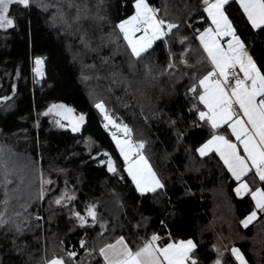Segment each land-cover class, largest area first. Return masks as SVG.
Listing matches in <instances>:
<instances>
[{
    "label": "trees",
    "instance_id": "trees-1",
    "mask_svg": "<svg viewBox=\"0 0 264 264\" xmlns=\"http://www.w3.org/2000/svg\"><path fill=\"white\" fill-rule=\"evenodd\" d=\"M133 2L30 0L28 7H10L15 26L0 30V212L6 221L0 224V264H44L53 254L65 264H103L98 249L105 243L124 237L135 250L154 233L160 246L193 240L198 264H214L218 253L221 264H237L233 247L248 264H264V212L241 225L254 209L251 195H236L237 182L214 152L201 157L195 151L212 134L197 115L203 105L188 92L194 76L211 70L196 39L209 23L202 0H147L177 27L140 60L115 28L133 13ZM53 4L64 10V20L53 19L56 10L46 7ZM225 12L264 72V26L253 29L235 0ZM170 53L175 67L165 71ZM38 56L44 74L34 84L30 66ZM97 102L133 130V140L145 141L144 155L164 188L136 191ZM52 104L83 115L79 130L63 121L59 126L47 111ZM218 133L227 135L226 126ZM42 179L49 181L43 199ZM246 182L251 190L264 188L254 173ZM63 192L74 199L55 204ZM88 203L96 205V222L88 218L81 226L72 210L83 215Z\"/></svg>",
    "mask_w": 264,
    "mask_h": 264
},
{
    "label": "snow or ice",
    "instance_id": "snow-or-ice-1",
    "mask_svg": "<svg viewBox=\"0 0 264 264\" xmlns=\"http://www.w3.org/2000/svg\"><path fill=\"white\" fill-rule=\"evenodd\" d=\"M228 2L229 0H202L203 11L207 14L209 23L203 31L197 30L196 39L206 54L211 70L198 78L194 76L195 82L188 92L194 95L200 105H203V110L197 109V115L212 130L210 138L195 151L201 157L214 152L237 182V186L233 189L236 195L243 196L245 193L251 195L254 209L240 221L241 225L247 227L256 219L257 210L264 212V188L255 187V190H251L246 182V177L252 174L253 170L255 177L264 182V72L257 67L226 14L225 5ZM235 2L239 4L253 29L264 26V0H235ZM14 4L28 7L30 0H0V29L6 30L15 26V20L9 14L10 7ZM46 7L56 10L53 19L58 17L64 20L65 13L59 4ZM68 7H73V4L69 2ZM75 7L77 13L73 21L78 22L81 18V6ZM84 7L86 9L87 6ZM132 7L133 13L121 19L115 28L122 35L130 56L140 60L152 48L154 41L166 37L177 25L159 17V10L151 6L147 0H134ZM99 18L103 19V17ZM182 40L186 41V38ZM187 51L189 50L185 49V52ZM172 60L173 56L170 53L165 71L175 67ZM180 62L186 63L183 53L180 54ZM43 68V58L36 57L32 71L38 78L43 76ZM145 69L151 71L147 64ZM197 92L198 96H196ZM95 107L100 109L104 116L105 128L111 125L115 129L110 135L123 158L124 171L131 177L136 191L143 195L164 188L160 177L144 155L145 141L133 140V130L127 124L113 120L102 102H97ZM47 111H55L58 116L69 120L73 131H78L79 124L84 120L83 115L73 117L71 115L73 109L63 104L49 105ZM57 124L63 127L59 120ZM221 126H226L230 130L231 136L235 138L234 141L226 135L218 134ZM104 155L108 157L106 161L108 171L115 173L117 169L111 156L108 153ZM7 174L6 170L5 175ZM47 183L49 181L41 180L42 187L39 193L41 199L44 197L43 185ZM72 199H74L73 196L63 192L54 200V203L60 205ZM72 216L81 226L88 222V218L95 223L96 205L88 203L83 215L72 210ZM3 217L4 213L0 212V224L6 223ZM17 231L20 229L17 228ZM159 241L160 237L154 233L141 246L133 250L124 237H119L113 243H105L98 252L103 258V264H198L194 254L196 244L193 240L174 242L170 240L163 246L159 245ZM80 243L84 246L86 242L81 240ZM231 254L239 261V264H246L239 249L233 247ZM67 255L71 258L76 253L68 252ZM44 264H65V261L62 257L53 254L51 258L44 261ZM214 264H221L219 253Z\"/></svg>",
    "mask_w": 264,
    "mask_h": 264
},
{
    "label": "rangeland",
    "instance_id": "rangeland-1",
    "mask_svg": "<svg viewBox=\"0 0 264 264\" xmlns=\"http://www.w3.org/2000/svg\"><path fill=\"white\" fill-rule=\"evenodd\" d=\"M126 18H127V17H126ZM0 30H2V29H0ZM201 31H203V29H202ZM197 35H198V33H197ZM198 42H199V41H198ZM34 60H35V59L32 60V62H31V66H30L31 81H32L34 84H39L40 81H41V80L39 81L40 77L38 78V77L36 76V74L32 71V69H33V67H34ZM97 110H98V112L100 113V116H101V122H102V126H103V128L106 129L107 132H108L109 135H110V133L113 132V131H115V129L112 128L111 125H109L107 128H105L104 125H105L106 122H105V120H104V116L102 115L100 109L97 108ZM52 113L56 116V120L63 121V122H65L68 126H70L69 120L62 118L61 116H58V115L56 114L55 111H53ZM71 115H72L73 117H76V116L74 115L73 112H72ZM108 115H110V114H108ZM110 116L113 118L112 115H110ZM113 120H115L117 123H121V122L118 121L117 119H113ZM110 136H111V135H110ZM111 138H112V136H111ZM230 139H231V138H230ZM114 144H115V143H114ZM122 159H123V158H122ZM252 211H253V210H252ZM252 211H251V212H252ZM251 212H250V213H251Z\"/></svg>",
    "mask_w": 264,
    "mask_h": 264
},
{
    "label": "crops",
    "instance_id": "crops-1",
    "mask_svg": "<svg viewBox=\"0 0 264 264\" xmlns=\"http://www.w3.org/2000/svg\"><path fill=\"white\" fill-rule=\"evenodd\" d=\"M229 1H230V0H229ZM205 14H206V13H205ZM206 16H207V14H206ZM246 18H247V17H246ZM256 29H257V28H256ZM201 48H202V47H201ZM221 127H222V126H221ZM226 130H227V135H226V136H228L229 138H231V139L234 141L235 138L231 136L230 130H228L227 127H226ZM218 134H222V133H218ZM223 135H224V134H223ZM209 138H210V137H209ZM209 138H208V139H209ZM241 152H242V149H241ZM121 158H122V157H121ZM123 162H124V161H123ZM126 173H127V172H126ZM253 173H254V170H253ZM229 174H230V173H229ZM230 176H231V174H230ZM231 177H232V176H231ZM130 179H131V177H130ZM233 179H234V178H233ZM236 186H237V185H236ZM246 216H247V215H246ZM246 216H245V217H246ZM245 217H244V218H245ZM244 218H243V219H244ZM243 219H242V220H243ZM111 243H113V242H111ZM233 258L235 259L234 256H233ZM102 259H103V258H102ZM244 259H245V258H244ZM235 261L237 262V264H239V261H237L236 259H235ZM245 261H246V260H245ZM246 264H248L247 261H246Z\"/></svg>",
    "mask_w": 264,
    "mask_h": 264
},
{
    "label": "built area",
    "instance_id": "built-area-1",
    "mask_svg": "<svg viewBox=\"0 0 264 264\" xmlns=\"http://www.w3.org/2000/svg\"><path fill=\"white\" fill-rule=\"evenodd\" d=\"M194 33H196V31H195ZM42 77H43V76L40 77L39 81L42 79ZM113 119H115V118H113ZM105 130H106V129H105ZM106 131H107V130H106Z\"/></svg>",
    "mask_w": 264,
    "mask_h": 264
}]
</instances>
